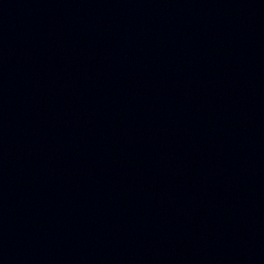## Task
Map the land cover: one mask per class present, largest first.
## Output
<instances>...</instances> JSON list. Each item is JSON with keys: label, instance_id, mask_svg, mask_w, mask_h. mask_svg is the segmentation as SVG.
Instances as JSON below:
<instances>
[{"label": "water", "instance_id": "water-1", "mask_svg": "<svg viewBox=\"0 0 264 264\" xmlns=\"http://www.w3.org/2000/svg\"><path fill=\"white\" fill-rule=\"evenodd\" d=\"M27 264H264V0H20Z\"/></svg>", "mask_w": 264, "mask_h": 264}]
</instances>
